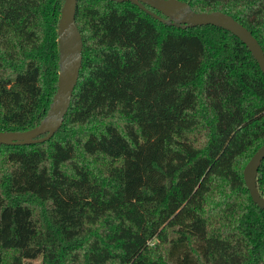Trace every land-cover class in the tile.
Segmentation results:
<instances>
[{"label":"trees","instance_id":"16d2710c","mask_svg":"<svg viewBox=\"0 0 264 264\" xmlns=\"http://www.w3.org/2000/svg\"><path fill=\"white\" fill-rule=\"evenodd\" d=\"M183 1L232 15L264 50V0ZM63 3L0 0V130L48 113ZM76 23L83 59L62 126L0 144V264H264V208L243 174L264 144L248 46L131 1L79 0ZM257 184L264 196V159Z\"/></svg>","mask_w":264,"mask_h":264},{"label":"water","instance_id":"95a60500","mask_svg":"<svg viewBox=\"0 0 264 264\" xmlns=\"http://www.w3.org/2000/svg\"><path fill=\"white\" fill-rule=\"evenodd\" d=\"M79 0H64L58 25L59 79L58 88L45 118L33 128L16 131L0 130V144L19 145L43 142L50 139L62 126L79 81L82 66L83 38L76 23ZM131 1L146 12L170 25L180 27L216 25L238 36L251 50L264 72V50L258 39L241 22L223 11H198L183 0H119ZM153 7L157 11L151 9ZM264 159V144L251 156L243 174L252 199L264 208V196L257 184L260 164Z\"/></svg>","mask_w":264,"mask_h":264},{"label":"rangeland","instance_id":"374dc122","mask_svg":"<svg viewBox=\"0 0 264 264\" xmlns=\"http://www.w3.org/2000/svg\"><path fill=\"white\" fill-rule=\"evenodd\" d=\"M35 264H40V259H36Z\"/></svg>","mask_w":264,"mask_h":264}]
</instances>
